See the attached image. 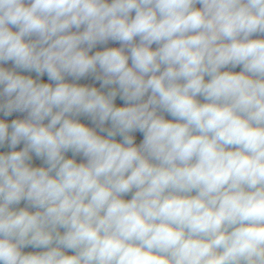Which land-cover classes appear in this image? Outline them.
Listing matches in <instances>:
<instances>
[{
    "label": "clouds",
    "instance_id": "obj_1",
    "mask_svg": "<svg viewBox=\"0 0 264 264\" xmlns=\"http://www.w3.org/2000/svg\"><path fill=\"white\" fill-rule=\"evenodd\" d=\"M254 35L264 0H0V264H264Z\"/></svg>",
    "mask_w": 264,
    "mask_h": 264
},
{
    "label": "crops",
    "instance_id": "obj_2",
    "mask_svg": "<svg viewBox=\"0 0 264 264\" xmlns=\"http://www.w3.org/2000/svg\"><path fill=\"white\" fill-rule=\"evenodd\" d=\"M199 6H200V5H197V7H199ZM133 15H134V12H133ZM13 30H15V29H13ZM73 31H75V29H73ZM109 47H120V43L117 42V41H109L107 44H98V45L96 46V48H94V49L92 50V53H90V54H93L95 51H102V50H104L105 48H109ZM2 66L5 67V68H7V69H9V70H15V71H17L18 73H21V72H22V73H30V72H27V71H23V70H21V69H15V68H14V64H13V62H11V61H9V62L3 64ZM241 70H242V66H238V67H236V68H231V67H229V68H226V69H222V71H233V72H239V71H241ZM39 79H40L42 82H45V83H51V82L48 80L47 77H40ZM206 79H207V77H206ZM66 80H67L68 82H74V83H77V84H79V85H87V86H94V87L100 88V82H99V81H96L92 75H89V76H87V77H85V78H82V79H80V80H78V81H73L71 77H66ZM100 90L106 92V90H104V89H100ZM201 102H204V101L201 99ZM115 103H116V106H118V107H119V106H124V101L121 100V99L119 98V96L117 97ZM0 119L7 120L9 123L11 122V120H13L10 116H8V117L3 116L2 113H0ZM78 119L80 120L81 123H84L85 125H87V126H89V127H96V126L92 123V121L90 120V118H88V117H86V116H80V117H78ZM169 119H172V117L169 116ZM108 126H110V125H106V127H108ZM97 132H98V134H100V135H106V133H102V132H100L98 128H97ZM132 135L135 136V141H136L137 144H139L140 141L143 139V134L140 133L139 131H137V132H135V133H132ZM116 139H117V140H120L121 137L117 136ZM22 148H23V143H21L20 145H18L17 148H16L15 150H20V149H22ZM11 150H12V149H10V148L7 146V144H6L3 148H0V152H7V151H11ZM66 157H68V158H72V157H73V154H72L71 152H68V153H66ZM75 159L77 160L78 163H79V162H84V159H83L82 156H79V155H78V156L75 157ZM31 164H32L34 167H39V166H45V167H46V165H44L43 161H42L41 159L35 157V155H33V158H32V161H31ZM193 194H194V193H193ZM124 198H125V199H130V198H131V194L125 196ZM23 202H24V201H21V203H23ZM21 203H20V204H21ZM24 203H25V202H24ZM20 204H19V205H20ZM61 231H63V229H61ZM32 250H33V247H30V246H29V247H26V248L23 249V251L26 252V253H27V252H31ZM66 254H67V253H66ZM72 254H74V253H72Z\"/></svg>",
    "mask_w": 264,
    "mask_h": 264
},
{
    "label": "built area",
    "instance_id": "obj_3",
    "mask_svg": "<svg viewBox=\"0 0 264 264\" xmlns=\"http://www.w3.org/2000/svg\"><path fill=\"white\" fill-rule=\"evenodd\" d=\"M252 38H254V36H253ZM258 38H264V36H258ZM254 39H255V38H254ZM152 47L155 48L156 45L154 44ZM129 64H131V61H130V60H129ZM27 72H28V71H27ZM104 90L107 91L108 89L104 88ZM200 99H202V98H200ZM26 115H27V113L14 112L10 117H11L12 119H24V118H26ZM164 115H165V118H166V119H169V117L167 116L166 113H165ZM45 123H47V121H45ZM24 202H25V201H24ZM25 203H26V202H25ZM30 211H35V209H30ZM66 253L69 254V255L72 254L71 251H67Z\"/></svg>",
    "mask_w": 264,
    "mask_h": 264
},
{
    "label": "water",
    "instance_id": "obj_4",
    "mask_svg": "<svg viewBox=\"0 0 264 264\" xmlns=\"http://www.w3.org/2000/svg\"><path fill=\"white\" fill-rule=\"evenodd\" d=\"M254 38H258V36L254 35ZM19 74H22V75H26V76H32L34 79H36V74L34 72H30V73H19ZM43 77H47V75L45 74V76ZM26 206V203H21L20 205H16L14 207L16 208H21V207H25ZM45 249H42V248H33V250L31 252L33 253H38V252H41V251H44Z\"/></svg>",
    "mask_w": 264,
    "mask_h": 264
},
{
    "label": "trees",
    "instance_id": "obj_5",
    "mask_svg": "<svg viewBox=\"0 0 264 264\" xmlns=\"http://www.w3.org/2000/svg\"><path fill=\"white\" fill-rule=\"evenodd\" d=\"M168 116V115H167ZM169 117V116H168Z\"/></svg>",
    "mask_w": 264,
    "mask_h": 264
}]
</instances>
